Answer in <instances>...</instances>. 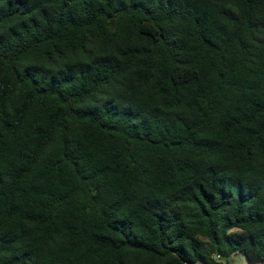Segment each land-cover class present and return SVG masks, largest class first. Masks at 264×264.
<instances>
[{"label":"trees","instance_id":"16d2710c","mask_svg":"<svg viewBox=\"0 0 264 264\" xmlns=\"http://www.w3.org/2000/svg\"><path fill=\"white\" fill-rule=\"evenodd\" d=\"M264 264V0H0V264Z\"/></svg>","mask_w":264,"mask_h":264},{"label":"rangeland","instance_id":"374dc122","mask_svg":"<svg viewBox=\"0 0 264 264\" xmlns=\"http://www.w3.org/2000/svg\"><path fill=\"white\" fill-rule=\"evenodd\" d=\"M230 264H251L246 257L241 254L233 255L230 259ZM262 264V263H258Z\"/></svg>","mask_w":264,"mask_h":264}]
</instances>
